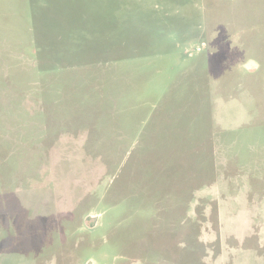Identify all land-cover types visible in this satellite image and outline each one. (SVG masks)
<instances>
[{"label": "rangeland", "instance_id": "rangeland-1", "mask_svg": "<svg viewBox=\"0 0 264 264\" xmlns=\"http://www.w3.org/2000/svg\"><path fill=\"white\" fill-rule=\"evenodd\" d=\"M259 229L264 0H0V264H264Z\"/></svg>", "mask_w": 264, "mask_h": 264}, {"label": "crops", "instance_id": "crops-1", "mask_svg": "<svg viewBox=\"0 0 264 264\" xmlns=\"http://www.w3.org/2000/svg\"><path fill=\"white\" fill-rule=\"evenodd\" d=\"M258 237L260 238L261 241H264V230L263 229H259Z\"/></svg>", "mask_w": 264, "mask_h": 264}, {"label": "clouds", "instance_id": "clouds-1", "mask_svg": "<svg viewBox=\"0 0 264 264\" xmlns=\"http://www.w3.org/2000/svg\"><path fill=\"white\" fill-rule=\"evenodd\" d=\"M255 63L253 61H248L247 65L245 67H256Z\"/></svg>", "mask_w": 264, "mask_h": 264}]
</instances>
